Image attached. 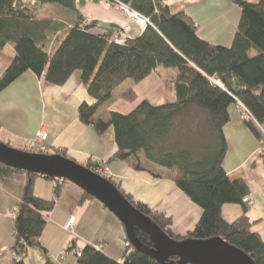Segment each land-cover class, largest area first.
I'll use <instances>...</instances> for the list:
<instances>
[{
    "label": "trees",
    "instance_id": "obj_1",
    "mask_svg": "<svg viewBox=\"0 0 264 264\" xmlns=\"http://www.w3.org/2000/svg\"><path fill=\"white\" fill-rule=\"evenodd\" d=\"M108 1L125 5L148 19L139 37L119 46L109 42L111 32L93 34L97 23L83 25L75 0H35L34 9L20 0H0V50L12 45L15 53L0 76V93L26 72L54 86L64 85L77 72L91 98V102L78 106V119L99 134L112 129L116 150L110 160L135 157L139 170L154 166L173 171L175 186L201 210V215L191 231L175 235L170 228L171 216L124 194L109 178L127 201L174 240L218 237L242 250L255 264H264V240L252 231L256 222L248 218L247 205L242 203L248 188L241 180H229L222 167L227 150L222 128L229 122L228 108L236 103L251 117L243 122L259 142L264 167V0H232L239 6L240 15L228 47L202 40L193 20L184 12L171 13L167 0ZM43 5L66 10L74 21L68 26L40 18L37 10ZM159 67L176 72L172 80L174 103L155 107L143 101L128 114L109 112L105 119L95 118L119 85L127 80L139 83ZM54 154L74 161L65 149H56ZM101 164L106 166L89 160L84 167L93 171ZM17 173L24 172L0 164V178ZM27 177L16 208L9 251L13 264H24L32 249L41 252L42 264H53L40 237L67 182L45 178L54 187L51 199L44 200L32 192L33 180L38 177ZM87 200L94 199L82 192L79 204ZM225 205H242L244 213L227 222L221 215ZM135 236L144 246H152L142 231L135 230ZM124 240L121 262L86 245L80 250L78 263L158 264Z\"/></svg>",
    "mask_w": 264,
    "mask_h": 264
},
{
    "label": "crops",
    "instance_id": "obj_2",
    "mask_svg": "<svg viewBox=\"0 0 264 264\" xmlns=\"http://www.w3.org/2000/svg\"><path fill=\"white\" fill-rule=\"evenodd\" d=\"M20 1L31 7L28 4H32L33 0ZM167 3L171 13L184 12L193 20L197 25V35L202 40L214 45L230 46L240 15V9L232 0H167ZM75 7L83 18V25L97 23L93 34L112 33L126 26L131 39H134L144 30L127 20L117 4L108 0H75ZM48 8L52 10L53 6H40L38 16L68 26L74 21L71 13L65 12L70 15L69 22H65L62 15L60 17L46 12ZM14 55L12 45L0 50V76ZM175 74L173 69L159 67L139 83L130 80L123 82L113 91L111 100L101 107L95 118L105 119L109 112L128 114L143 101L155 107L174 103L172 80ZM82 102H91V98L77 72L62 86L51 85L26 72L0 93V140L21 150L44 129L47 140L43 144L47 150L65 149L75 162L78 158L86 159L83 166L89 160L105 163L112 180L119 184L123 192L145 203L153 211L171 216L173 234L184 236L191 231L200 218L201 210L175 186V173L154 166L139 170L137 165L134 168L130 158L124 161L110 160L116 150L113 131L109 127L99 134L92 126L82 124L77 113ZM228 114L229 122L222 128L227 145L222 167L229 180H241L247 186L246 196H249L252 204L247 206L245 212L251 221L256 222L252 231L264 240V167L260 145L245 126L238 103L228 108ZM129 170L131 172L127 174ZM137 171L148 173L150 181H144ZM27 179L25 173L0 178V264L14 262L9 251L14 219L10 218L9 213L17 208ZM130 181L143 183L147 192L143 194L131 186L124 188L123 182ZM53 187V182L38 177L33 180L32 192L38 198L49 200ZM65 189L64 185L40 237V244L48 258L53 264H79L75 252L89 245L98 246L108 258L121 262L126 247L121 223L96 200L79 204L82 193L69 196ZM243 213L242 205H225L221 208V215L227 222L236 220ZM70 219L72 228L67 231L64 227ZM61 253H64L63 258H60ZM42 263L41 252L37 249L30 250L24 261V264Z\"/></svg>",
    "mask_w": 264,
    "mask_h": 264
},
{
    "label": "water",
    "instance_id": "obj_3",
    "mask_svg": "<svg viewBox=\"0 0 264 264\" xmlns=\"http://www.w3.org/2000/svg\"><path fill=\"white\" fill-rule=\"evenodd\" d=\"M0 164L42 179L64 180L75 185L117 218L123 226L127 244L134 251L158 264H255L242 250L218 237L180 241L170 238L134 208L113 183L69 158L57 154H31L0 142ZM135 230L149 237L150 248L137 240Z\"/></svg>",
    "mask_w": 264,
    "mask_h": 264
},
{
    "label": "built area",
    "instance_id": "obj_4",
    "mask_svg": "<svg viewBox=\"0 0 264 264\" xmlns=\"http://www.w3.org/2000/svg\"><path fill=\"white\" fill-rule=\"evenodd\" d=\"M117 6L123 12L125 18L129 20L130 22H134L135 24H137L139 28L143 29L146 27L147 24H149V21L147 18L129 9L127 6L122 5V4H118ZM128 40H131V37L128 33V29L126 26L122 27L121 29L114 30L109 36V42L119 45V46L125 45ZM238 104L240 107V113H241L243 120H249L251 117L248 111L240 103ZM46 140H47V132L44 129L40 130L38 134L35 136V138L29 141L23 147L22 151L31 153V154L45 153L47 149L43 143ZM260 152H263L262 149H260ZM92 172L107 180L111 178V173L109 172L108 168L104 164L94 167ZM242 203L246 204L247 206H250L252 204L249 199V196H244L242 198ZM16 211L17 209L14 208L9 213V216L11 219L15 218ZM71 228H72V220L70 219L65 225L64 229L68 231V230H71ZM93 248L97 251L100 250L98 246H93ZM63 256H64V253H61L60 258H63ZM75 256L79 258L81 256V251L80 250L76 251Z\"/></svg>",
    "mask_w": 264,
    "mask_h": 264
},
{
    "label": "rangeland",
    "instance_id": "obj_5",
    "mask_svg": "<svg viewBox=\"0 0 264 264\" xmlns=\"http://www.w3.org/2000/svg\"><path fill=\"white\" fill-rule=\"evenodd\" d=\"M32 2V4H28L29 6H31V8L32 9H34L37 5L34 3V0L33 1H31ZM255 2H258V0L256 1H254V0H252V2L251 3H255ZM237 6V5H236ZM237 8H239V6H237ZM46 12H51L53 15H57V16H60L61 17V15H62V17H63V19H64V21L65 22H69V14L68 13H65L66 12V10H64V9H62V8H60V7H53V9L51 10L50 8H48V9H46ZM66 14V15H65ZM63 15H65V17L63 16ZM73 19V18H72ZM221 46V45H220ZM225 47V46H224ZM22 150V149H21ZM47 153H49V154H53V153H55V150L53 149V148H50L49 150H47ZM130 158V161L132 160V164L134 163V168L136 167V165H137V160H136V158L135 157H129ZM128 158V159H129ZM77 159V158H76ZM75 159V160H76ZM136 160V161H135ZM76 163H78L79 165H84L85 163H86V159H77L76 160ZM131 170V169H130ZM128 171L127 172V174H129L131 171ZM139 174H137L138 176H142L143 177V179H144V181H150V177H149V174L147 175V174H145V173H142V172H140V171H137ZM126 174V175H127ZM125 177H127V176H125ZM66 189H65V191H67V192H69V196H72L73 194H77V193H82V191L78 188V187H76L75 185H73V184H71V183H69V182H67L66 183ZM134 187L135 189H138V191H140V192H142L143 194H145L146 192H147V187L142 183V185H141V182H132V181H130V182H123V187L125 188V187ZM123 192V191H122ZM124 194H126L125 192H123ZM68 199H70V197L68 198Z\"/></svg>",
    "mask_w": 264,
    "mask_h": 264
},
{
    "label": "bare ground",
    "instance_id": "obj_6",
    "mask_svg": "<svg viewBox=\"0 0 264 264\" xmlns=\"http://www.w3.org/2000/svg\"><path fill=\"white\" fill-rule=\"evenodd\" d=\"M118 5V4H117Z\"/></svg>",
    "mask_w": 264,
    "mask_h": 264
}]
</instances>
